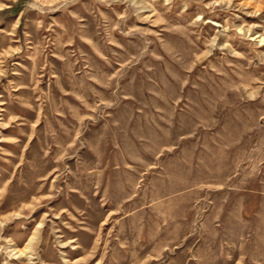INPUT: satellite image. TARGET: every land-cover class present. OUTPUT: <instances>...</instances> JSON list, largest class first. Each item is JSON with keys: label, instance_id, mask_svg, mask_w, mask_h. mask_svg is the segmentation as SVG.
<instances>
[{"label": "rangeland", "instance_id": "obj_1", "mask_svg": "<svg viewBox=\"0 0 264 264\" xmlns=\"http://www.w3.org/2000/svg\"><path fill=\"white\" fill-rule=\"evenodd\" d=\"M0 264H264V0H0Z\"/></svg>", "mask_w": 264, "mask_h": 264}]
</instances>
